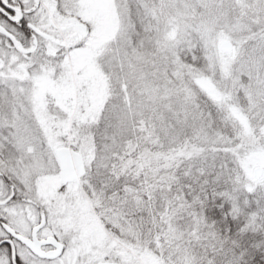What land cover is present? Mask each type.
Here are the masks:
<instances>
[{
    "label": "snow or ice",
    "instance_id": "6c2138e0",
    "mask_svg": "<svg viewBox=\"0 0 264 264\" xmlns=\"http://www.w3.org/2000/svg\"><path fill=\"white\" fill-rule=\"evenodd\" d=\"M0 264H264V0H0Z\"/></svg>",
    "mask_w": 264,
    "mask_h": 264
}]
</instances>
